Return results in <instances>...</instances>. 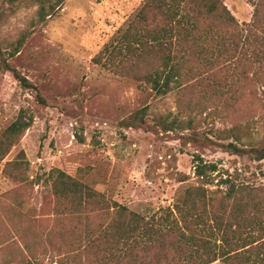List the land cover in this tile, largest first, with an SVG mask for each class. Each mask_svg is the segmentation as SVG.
Segmentation results:
<instances>
[{
  "label": "rangeland",
  "instance_id": "obj_1",
  "mask_svg": "<svg viewBox=\"0 0 264 264\" xmlns=\"http://www.w3.org/2000/svg\"><path fill=\"white\" fill-rule=\"evenodd\" d=\"M144 1L65 0L38 23L36 6L10 7L0 0V130L20 113L32 119L0 162V264H103L100 234L115 227L114 209L96 202L73 207V200L58 198L51 187L54 175L48 176L53 169L77 177L100 193L106 205L115 202L152 222L167 214L182 187L200 184L194 175L197 158L216 165L217 171L204 178L210 190L228 175L264 186V159L230 155L218 145L231 140L218 134L230 126L240 134L249 127L253 141L264 140V99L245 91L228 110V78L234 72L228 73L227 55L224 67L194 62L191 85L161 97L135 79V69L118 74L94 62ZM221 2L241 26L251 21L253 8L246 0ZM21 38L19 52L9 56ZM208 50L211 61H217L215 47ZM3 60L32 87L22 88ZM254 68L264 73L263 67ZM254 68L246 71L251 74ZM213 85L223 95L206 101L203 92ZM246 85L251 88V82ZM37 93L44 104L38 103ZM144 108L150 131L119 127L121 120ZM174 119L184 123L165 132L164 122ZM194 135L216 143L197 146L188 139ZM20 153L29 162L24 182L12 181L3 172L5 163ZM198 234L213 245L207 228ZM90 242L97 249H89ZM188 249L195 251L193 246ZM166 258L181 264L189 255L173 250Z\"/></svg>",
  "mask_w": 264,
  "mask_h": 264
},
{
  "label": "trees",
  "instance_id": "obj_2",
  "mask_svg": "<svg viewBox=\"0 0 264 264\" xmlns=\"http://www.w3.org/2000/svg\"><path fill=\"white\" fill-rule=\"evenodd\" d=\"M64 1L4 0L10 7L36 6L34 15L38 23L51 17ZM246 1L253 8L252 16L246 26H241L221 0H145L127 26L104 45L94 62L118 74L135 69L138 73L135 79L161 97L191 85L189 79L194 76V62L211 65L212 69L224 67L227 55L228 73L234 72L230 80L228 78V110L235 107L245 91L262 100L264 73L254 66L264 68V0ZM23 41L21 38L15 43L9 56L19 52ZM213 46L217 61L210 59L213 56L210 57L212 54L208 49ZM3 62L22 88L32 87L26 78ZM247 67H253L254 71L249 74ZM247 82H251L248 90ZM203 93L207 96H203L206 101L223 95L215 85ZM36 99L40 104L45 103L38 93ZM145 112L144 108L131 114L119 122V127L150 131L152 127L144 120ZM182 123L174 119L164 122L162 129L169 132L180 128ZM31 124L32 119L20 113L0 130V162ZM218 131L231 139L227 144H218L224 152L254 161L264 159V140L253 141L249 127L243 134L236 126ZM188 139L201 147L216 143L206 136L194 135ZM197 160L200 163L195 166L194 175L200 184L182 187L173 204L165 209L167 214L158 222L147 220L115 202L106 205L100 193L83 185L77 177L57 169L50 170L48 176L54 175L53 194L73 200V207L96 202L114 209L115 227L105 228L100 234L105 247L101 258L103 264H178L166 258L173 250L188 253L189 259L181 264H212L216 261L264 264V195L260 194L264 192V186L237 182L228 175L225 179L220 178L210 190L204 178L207 173L211 175L217 171L216 165L203 164L200 158ZM28 169L29 162L20 153L13 161L5 163L3 172L12 181L24 182ZM200 228H207L212 233L213 245L198 237ZM191 246L195 251L188 249ZM88 248L97 249V246L90 242ZM152 251L155 254L151 259H145ZM139 253L143 256L138 257Z\"/></svg>",
  "mask_w": 264,
  "mask_h": 264
}]
</instances>
